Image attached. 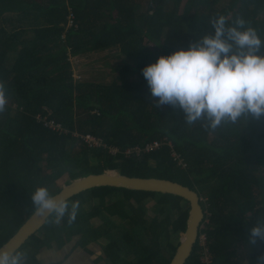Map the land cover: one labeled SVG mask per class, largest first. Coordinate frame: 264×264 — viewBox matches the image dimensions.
<instances>
[{"label":"trees","instance_id":"16d2710c","mask_svg":"<svg viewBox=\"0 0 264 264\" xmlns=\"http://www.w3.org/2000/svg\"><path fill=\"white\" fill-rule=\"evenodd\" d=\"M219 16L228 26L243 19L264 42V0H0V25L14 27L0 26V82L9 101L0 113V248L33 214L30 195L37 187L57 195L70 180L116 172L195 191L204 211L199 232L207 236L212 264H258L264 243L249 245L248 229L264 219V116L215 130L205 121L187 124L179 108L157 105L142 75L160 56L214 34L210 21ZM109 48L121 60L113 81L74 79L70 56ZM37 116L67 133L45 129ZM81 135L119 153L88 147ZM153 141L155 151L124 154ZM77 200L72 225L67 217L57 225L50 216L27 241L35 254L26 264H38L42 250L66 244L88 259L93 252L87 247L98 245L103 255L90 264H168L189 209L177 196L113 187L67 201ZM147 202H154L150 217ZM94 218L100 225L92 226ZM199 253L195 243L185 264H201Z\"/></svg>","mask_w":264,"mask_h":264},{"label":"clouds","instance_id":"9594fccd","mask_svg":"<svg viewBox=\"0 0 264 264\" xmlns=\"http://www.w3.org/2000/svg\"><path fill=\"white\" fill-rule=\"evenodd\" d=\"M214 34L204 35L187 50L160 56L156 63L142 69L152 97L158 106L179 108L187 124L205 121L212 130L223 123H237L249 117L264 116V42L255 29L245 28L237 18L228 26L224 16L210 21ZM7 89L0 82V113L6 111ZM31 210L40 217H54L59 225L67 217L72 225L80 202H69L37 187L30 195ZM248 244L264 243V219L248 229ZM27 254L0 250V264H26ZM264 264V255L258 257Z\"/></svg>","mask_w":264,"mask_h":264},{"label":"water","instance_id":"95a60500","mask_svg":"<svg viewBox=\"0 0 264 264\" xmlns=\"http://www.w3.org/2000/svg\"><path fill=\"white\" fill-rule=\"evenodd\" d=\"M98 187H113L131 191L168 194L180 197L187 202L189 209L186 227L184 232L179 236L178 246L168 263L185 264L192 253L200 225L204 219V211L200 205V198L195 191L166 179L128 177L116 172H107L89 174L70 180L61 188L56 196L67 201L82 192ZM49 217L45 219L33 213L0 250L9 252L19 251L31 237L35 236L44 227Z\"/></svg>","mask_w":264,"mask_h":264},{"label":"rangeland","instance_id":"374dc122","mask_svg":"<svg viewBox=\"0 0 264 264\" xmlns=\"http://www.w3.org/2000/svg\"><path fill=\"white\" fill-rule=\"evenodd\" d=\"M11 17V16H10ZM72 24L68 23V26H71ZM4 30L11 31L14 29V27H10L8 23H2L0 25ZM115 51L113 48L109 49H104V50H98V51H91L90 53L82 54V55H72L69 57V63L72 67V76L76 81H89V82H96L99 84H108L111 81L114 80V77L118 71L116 70L118 66L121 65V60L115 59L113 55H115ZM154 205V202H147L145 204V209L147 212V216H151L153 214L152 207ZM92 226H98L100 225V221L97 220L96 218L91 220ZM114 231V230H113ZM59 234V233H57ZM60 240V241H59ZM78 240V237L73 238L72 243H76ZM59 243L57 242L58 247L64 246V242L62 243L61 239H58ZM33 241L27 242V244L22 247L19 252H24L27 255H34L35 251L31 250V244ZM53 243H50V246H48L47 243L44 244V248H51L52 249ZM89 250H91L92 256L89 257L91 261L94 260H99V257L101 259V248L96 245V244H91L87 247ZM33 251V252H32ZM48 250L44 249L41 252H39L37 256V261L38 264H43L40 260V254L41 253H46ZM69 250L66 255H68L70 258L77 257V255H80V250L74 249L71 253ZM58 253L63 254V247L58 251ZM45 255V254H44ZM103 255V254H102ZM68 259V257H67ZM44 260V259H42ZM87 264V261L89 259H81ZM76 262L77 259H74ZM67 261H64V263H58V264H65ZM57 263V262H56ZM100 264V263H99ZM242 264H247L246 262Z\"/></svg>","mask_w":264,"mask_h":264},{"label":"built area","instance_id":"2783aa9c","mask_svg":"<svg viewBox=\"0 0 264 264\" xmlns=\"http://www.w3.org/2000/svg\"><path fill=\"white\" fill-rule=\"evenodd\" d=\"M69 24H72L73 23V16L70 15V18H69ZM36 121L41 124L45 129L47 130H50L56 134H60V133H67V131L62 127L61 124H57L55 123L54 121H48L46 120L45 118H41L40 116H37L36 118ZM75 137L79 136V135H75ZM82 138V140L84 141V143L87 144L88 147H100V146H103V147H106L108 149V152L111 154V155H116L119 153V150L117 147L115 146H106L102 143V141L98 138H95L94 136L92 135H81L80 136ZM158 149V144L153 141V142H149V143H146L142 149L141 148H138V147H132V148H127L124 150V154L126 156L132 154V153H135V154H140V153H149V152H152V151H155ZM198 247L200 248V253H199V261L201 264H212V255H211V252L207 246V236L205 233H200L198 232V237H197V240L196 242Z\"/></svg>","mask_w":264,"mask_h":264},{"label":"crops","instance_id":"0c3cea01","mask_svg":"<svg viewBox=\"0 0 264 264\" xmlns=\"http://www.w3.org/2000/svg\"><path fill=\"white\" fill-rule=\"evenodd\" d=\"M75 135H78V134H75ZM149 143V142H147ZM145 145V144H144ZM73 244L71 245H65V247L63 248V254L62 253H58L59 250H57L56 248H53L52 250L50 251H47L46 253H41L40 254V258L42 257V259L44 260H40L41 262H43V264H58V263H64V261H67L65 264H85V262L81 259H88L87 257L83 256V255H77V257H74V258H70L69 256L68 259L66 257V247L70 248L73 247L72 246ZM45 254V255H44ZM74 259H77V261L75 262ZM57 262V263H56ZM87 264H90V258H89V261H87Z\"/></svg>","mask_w":264,"mask_h":264}]
</instances>
